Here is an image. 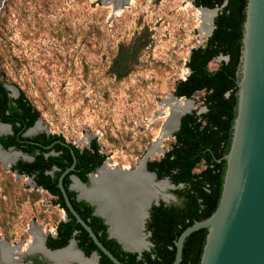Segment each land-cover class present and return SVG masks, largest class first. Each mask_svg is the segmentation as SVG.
I'll list each match as a JSON object with an SVG mask.
<instances>
[{
    "label": "rangeland",
    "instance_id": "obj_1",
    "mask_svg": "<svg viewBox=\"0 0 264 264\" xmlns=\"http://www.w3.org/2000/svg\"><path fill=\"white\" fill-rule=\"evenodd\" d=\"M197 9L191 0H126L119 7L105 0H3L0 81L38 112L39 131L28 137L56 134L78 149L94 140L110 165L135 168L159 139L167 117V109L158 115L159 102L173 95L189 73L190 51L209 37L192 23ZM134 44L128 73L117 78L113 59L120 47ZM220 61L213 59L208 69H217ZM203 95L188 100L189 113L205 112ZM173 143L170 135L158 146L165 153ZM162 156L156 153L147 162ZM54 201L30 177L0 163V238L8 244L24 248L33 233L54 235L65 220ZM30 256L39 255L23 260Z\"/></svg>",
    "mask_w": 264,
    "mask_h": 264
},
{
    "label": "trees",
    "instance_id": "obj_2",
    "mask_svg": "<svg viewBox=\"0 0 264 264\" xmlns=\"http://www.w3.org/2000/svg\"><path fill=\"white\" fill-rule=\"evenodd\" d=\"M197 8H218L213 20V30L204 46L190 51L186 67L189 70L184 80H179L173 95L190 99L195 93L203 92L202 104L205 112L188 113L180 119V126L173 134L174 143L158 161L147 162V169L158 179L168 178L175 186L171 193L176 203L152 205L146 229L152 244L149 251L141 255L128 253L112 238H108L106 225L101 218L92 215V207L84 201H76L75 193L68 190V176L76 175L86 182V173L93 171L104 159L97 143L92 140L82 150L65 143L62 136L39 133L33 137H22L38 119V112L24 98L21 92L10 97L9 91L0 81V122L10 124L11 135L0 136V145L13 147L33 156L31 163L17 162L10 170L33 175L36 186L42 187L56 197L55 204L66 213V220L55 227V236H48L46 246L51 249L63 248L74 237L78 248L85 256L96 252L99 264H111L89 238L87 232L76 223L63 202L57 182L60 174L72 163L70 150L75 156L74 172L63 178L67 196L79 214L89 225L98 240L123 264H172L175 247L173 242L179 234L195 221L208 218L216 209L221 190L225 162L221 159L229 149L231 126L236 107V76L241 44L242 24L245 18L246 0H191ZM137 46L120 47L111 64V72L117 78L124 77L135 58ZM219 56H227L228 61H220L217 69L210 71L208 63ZM34 142V144L26 143ZM55 141H59L55 142ZM36 143V144H35ZM52 144V145H51ZM51 145L49 148L45 146ZM51 152L55 154H50ZM204 167L198 173L195 168ZM55 166L52 174L48 171ZM181 185V187H179ZM206 230L190 234L183 243L180 264H199Z\"/></svg>",
    "mask_w": 264,
    "mask_h": 264
},
{
    "label": "water",
    "instance_id": "obj_3",
    "mask_svg": "<svg viewBox=\"0 0 264 264\" xmlns=\"http://www.w3.org/2000/svg\"><path fill=\"white\" fill-rule=\"evenodd\" d=\"M105 1L109 3L120 0ZM121 1L125 2L126 0ZM115 4L117 5V3ZM199 9L206 8L199 7ZM206 10L214 11V17L218 12V8ZM244 11L245 18L242 24L241 44L238 64L235 71L237 86L235 92V116L231 126L229 149L221 158L225 162V170L220 198L216 209L208 218L193 222L190 226L185 228L173 242L175 255L172 264H180L185 239L190 234L201 229L206 230V235L199 264H264V0H246ZM213 28L214 26L212 25L208 36L211 35ZM218 59L228 61L227 56H219ZM4 87L9 91L11 97H17L18 93L15 94V91L11 87L6 85H4ZM170 97L176 101L189 100L184 97L177 98L174 95ZM189 112L190 111L184 112L179 116L177 129L174 133L180 126L181 117ZM36 123H38L37 120L23 135L30 136L35 134H28V132ZM3 125L8 128V133L3 135L12 134L11 126L7 124ZM61 144L68 147L67 143ZM0 149L3 151H12L26 158L25 155L15 150L13 147L4 149L0 145ZM70 153L73 158V163L59 176L57 182V187L65 207L74 217L76 223L87 232L91 241L97 249L108 258L111 264H123L98 240L89 225L73 208L66 194L62 180L66 173L73 170L75 161L73 151L70 150ZM28 160L31 161L32 158L28 157ZM15 163L16 161L11 163L8 167L11 168ZM138 167H140L141 170L139 171L148 177L151 195H155L154 197H150L146 202L148 205L146 218H148L149 209L152 205H158L160 201L168 204V200L171 198L174 200L173 194L167 193V190H173L175 186L168 178L158 179L154 172L149 171L147 169L146 155H144L135 168L117 167L116 170H112L114 173L113 186L115 187L116 185L119 191H122L124 195L122 198L124 197L125 205H127L126 200L131 192V187H137L136 185L132 186L129 180L137 172ZM14 173L17 176H21L17 172ZM72 179L85 187L86 184L80 182L76 177L72 176ZM88 182L89 184L86 188H92L93 183L90 179ZM160 183L165 184L163 189L158 186ZM179 187H181V185H179ZM71 188L77 191L75 188ZM130 198L131 201L128 202L133 201L131 196ZM78 199L84 200L94 208V214L103 219L108 236L116 240L122 250L128 253H136L138 256L141 255L142 252L150 250L152 244L149 241H146L145 247L144 242H139V236L141 234L140 223L137 226V232L135 231L134 236L131 235L133 237H131L130 240L122 235L115 236L110 230L111 223L107 221L104 215L98 212L100 202L96 199L88 200L83 198L80 193L78 194ZM175 202H177L176 198ZM139 220L141 221V219ZM44 241L45 237L43 239V249L50 254L63 252L73 243L75 250L79 252L82 259L95 258V264H97V255L93 253L90 258H87L84 253L78 249L74 239H70L65 247L55 250L48 249ZM4 243V245H0V256L5 253L8 260H13L15 254L21 251V244L10 245L6 241ZM33 254L34 253H27L23 255L21 261H16V263L23 264V258ZM42 257L48 264L58 263V260L55 258ZM64 264L84 263L66 260Z\"/></svg>",
    "mask_w": 264,
    "mask_h": 264
},
{
    "label": "bare ground",
    "instance_id": "obj_4",
    "mask_svg": "<svg viewBox=\"0 0 264 264\" xmlns=\"http://www.w3.org/2000/svg\"><path fill=\"white\" fill-rule=\"evenodd\" d=\"M3 0H0V7ZM110 4L117 3L116 6H121L123 3L121 0L117 2H109ZM108 3V4H109ZM188 11H186L187 13ZM186 18H189V15L183 14ZM214 17V11L206 10V9H197L196 13L191 16L193 18L192 23H196L198 25V30L200 34H206L208 36L211 26L207 23L211 21ZM195 24V25H196ZM191 101L187 100H178L172 99L169 97L168 99H162L159 102V106L161 107L160 114L162 115V110L167 109V117L161 127L160 136L157 141L153 144L149 145L146 149L144 155H146V159L148 157H152L154 154L163 153V151L159 148L158 143L161 138L166 136H173L174 131L177 129L178 118L179 116L190 110L192 106ZM37 125V123H36ZM36 125L30 132L36 130ZM39 131V130H38ZM8 133L7 126L0 124V135ZM31 134V133H29ZM20 155L14 153L12 151H3L0 149V163L7 168L11 163L17 160ZM16 158V159H15ZM108 162V161H107ZM109 163V162H108ZM111 166H114L111 164ZM140 167H138L137 172L133 177L130 178L129 182L132 186L136 185L137 187L132 188L131 192L127 196L126 203L124 201V197L122 198L123 193L119 191V189L113 186L114 185V173L113 171L102 172V175L97 178H91V182L93 183V187L90 189H82L77 188L80 191V194L83 198L88 200H98L100 202V207L98 208V212L105 216L107 221L111 223V232L113 235L118 236L122 235L123 237L130 240L131 237L135 235V231L137 232V226L140 223V231L144 229V224L146 221V213L148 211V205L146 202L150 197H154L155 195H151V188L149 187L148 177L145 176L142 172L139 171ZM79 184V183H78ZM80 187H83L79 184ZM161 189L165 187L164 183H160L158 185ZM84 188V187H83ZM130 196L133 198L132 202ZM140 197V199H139ZM144 206V208H143ZM128 208V209H126ZM131 208V209H130ZM144 209V211H143ZM141 219V221L139 220ZM35 231V230H33ZM133 235V236H131ZM140 241L144 242V247L146 246V241L139 236ZM43 239L42 235L40 236L38 233H33L32 241L28 245L21 248V251L13 257V260H8L5 256V253L0 256V264H17L16 261L20 262L23 255L27 253H40L45 257L55 258L57 259V264H64L66 260H70L76 263H84V264H95V258L90 259H82L79 252L75 250L73 243L60 253H48L45 249H43ZM5 241L0 238V245H4ZM12 259V258H11ZM92 260V261H87ZM15 261V262H14ZM87 262V263H86Z\"/></svg>",
    "mask_w": 264,
    "mask_h": 264
},
{
    "label": "flooded vegetation",
    "instance_id": "obj_5",
    "mask_svg": "<svg viewBox=\"0 0 264 264\" xmlns=\"http://www.w3.org/2000/svg\"><path fill=\"white\" fill-rule=\"evenodd\" d=\"M10 96V95H9ZM11 97V96H10ZM0 123H2V122H0ZM2 124H6V123H2ZM7 125H10V124H7ZM11 126V125H10ZM34 128V127H33ZM32 128V129H33ZM31 130H29V132H28V134L29 133H35V132H37V131H35V132H30ZM41 133H44V132H41ZM24 133H22V137H28V136H24L23 135ZM39 134V133H38ZM45 134H47V133H45ZM3 135V134H2ZM11 135V134H10ZM37 135V134H36ZM3 136H6V135H3ZM31 137H33V136H31ZM55 142H58V143H60L59 141H55ZM26 143H29V144H34V142H31V141H26ZM36 144V143H35ZM52 145V144H51ZM51 145H48V146H45V148H49ZM69 147V146H68ZM15 149V148H14ZM16 150V149H15ZM80 150H82V149H80ZM17 151H19V150H17ZM21 152V151H20ZM23 155H25L26 156V158H23L22 156H19L18 158H17V160H16V163L17 162H22V163H31L32 161H33V156H31V155H28V154H26V153H23V152H21ZM100 153V152H99ZM50 154H55V153H53V152H51ZM71 154V153H70ZM101 154V153H100ZM72 156V155H71ZM28 157H30V158H32V160L31 161H29L28 160ZM75 157V156H74ZM16 159V158H15ZM108 161V160H107ZM106 160H105V158L103 159V161L101 162V164L100 165H98L93 171H91V172H88V173H86L85 174V176H86V178H87V180H86V182H82L76 175H74V174H70L69 176H68V179H69V181H70V183H69V185H68V190H70V191H73L74 193H75V197H74V199L76 200V201H84V200H82V199H78V194L80 193V191L77 189V188H82V189H90V188H86L87 186H88V184H89V182H88V180L90 179V181H91V178H97L99 175L101 176L102 175V172H106V171H112V170H116V166L114 165V166H111L108 162H107ZM75 162H76V160L74 161V165H73V170L72 171H69L68 173H66L65 174V176L67 175V174H69L70 172H74L75 171V169H74V166H75ZM149 162H151V161H149ZM15 163V164H16ZM72 163H73V158H72ZM72 163L70 164V166L72 165ZM14 164V165H15ZM70 166H68L66 169H68ZM123 168H125V167H123ZM66 169H64V171L66 170ZM57 170V168L55 167V166H53L52 168H51V170L50 171H48V173L49 174H52L54 171H56ZM63 171V172H64ZM13 172H17L18 174H20L21 176H25V177H30L31 179H32V181H33V183L35 184V182H34V179H33V175H28V174H26V173H24V172H18L17 170H14ZM62 172V173H63ZM61 173V174H62ZM107 173V172H106ZM60 174V175H61ZM64 176V177H65ZM72 176H74V177H76L80 182H82V183H84V184H86L85 185V187L83 188V187H80L79 186V184L74 180V179H72ZM63 177V178H64ZM91 177V178H90ZM62 183H63V180H62ZM35 186H36V184H35ZM37 188H40V189H42V190H44L42 187H39V186H36ZM71 187H73V188H75L77 191H75V190H73ZM65 189V188H64ZM45 192H47L46 190H44ZM66 191V190H65ZM49 195H51L49 192H47ZM67 194V193H66ZM81 195V194H80ZM52 196V195H51ZM54 197V196H53ZM55 199H56V197H54ZM69 198V197H68ZM85 202V201H84ZM161 202V201H160ZM85 203H87V202H85ZM88 204V203H87ZM159 204V203H158ZM165 204V203H164ZM89 205V204H88ZM58 206V205H57ZM156 206V205H155ZM92 207V206H91ZM149 211H150V209H149ZM65 213V212H64ZM92 215H94V216H96L95 214H94V208L92 207ZM97 217H99V216H97ZM100 218V217H99ZM102 219V218H101ZM148 219H149V216H148V218H146V221H145V224H144V229L141 231V237H143L144 236V240L145 241H148V237L150 236V233H149V231H147V229H146V224H147V221H148ZM65 220H66V213H65ZM65 220H63V221H65ZM102 221H103V219H102ZM103 224H104V222H103ZM105 225V224H104ZM106 233H107V229H106ZM107 235H108V233H107ZM48 236H55V234L54 235H47L46 237H45V241H44V243H45V246H46V240H47V237ZM44 236L42 235V238H43ZM108 238H110L109 236H108ZM70 239H74V237H72V238H70ZM69 239V240H70ZM74 241L76 242V240L74 239ZM69 242V241H68ZM68 244V243H67ZM76 246H77V242H76ZM47 247V246H46ZM78 247V246H77ZM48 248V247H47ZM49 249V248H48ZM79 249V248H78ZM51 250V249H50ZM83 252V251H82ZM93 253H95L96 255H97V257H98V259H97V264H99V256H98V254L96 253V252H92L91 254H93ZM91 254L89 255V256H86L87 258H90V256H91ZM39 256L37 257V256H30V257H27L25 260H23V264H48V262L42 257L43 255L42 254H38ZM85 255V254H84ZM87 261H92V260H87Z\"/></svg>",
    "mask_w": 264,
    "mask_h": 264
}]
</instances>
